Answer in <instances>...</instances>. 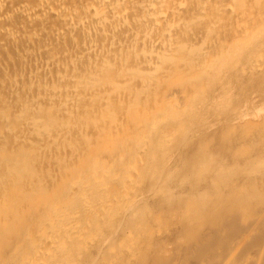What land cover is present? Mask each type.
Masks as SVG:
<instances>
[{"label": "rangeland", "instance_id": "obj_1", "mask_svg": "<svg viewBox=\"0 0 264 264\" xmlns=\"http://www.w3.org/2000/svg\"><path fill=\"white\" fill-rule=\"evenodd\" d=\"M260 1L263 9L264 0ZM234 7L242 8V1L234 0ZM136 13L131 20L123 21L120 25L123 28L130 23L140 26L143 19L138 10ZM36 21H41V18L38 17ZM70 27L73 29L67 35L73 41L82 29L75 23ZM125 30L124 33H127ZM257 31L252 34L254 37H251L248 46L259 41V35H255ZM116 32V29H111L103 35V43L94 40L88 46L91 60L85 65L86 90L85 96L79 100L73 98L76 83L73 76H66L63 60L57 66L49 65L51 59L48 55L49 59L40 57L36 66L27 68L26 77L15 82L11 76L18 62L13 53L14 45L0 40V50L4 54L0 65L5 71V77H0V93H4V87L7 90V94H0V106L10 109L16 121L15 127L0 116V131L11 127L15 133L17 128H26L23 135L19 133L24 137L15 139L16 146H10L0 135L3 141L0 140V211L5 203L8 211V219L0 222V264H11L21 251V246H30L25 240L27 231L30 228L40 229L44 218L53 211L55 202L71 192L74 184L68 178L91 171L98 164L119 165L128 160L139 145L138 136L134 138L138 133H141V141L147 136L148 149L152 151L156 147L154 141H157L158 132L166 127V119L173 116L184 124L196 122L199 127L185 138L176 136V141L166 146L169 147L168 151L172 149L168 153L176 166L168 177L158 178V181L164 182L159 189H151L150 161L147 159L141 165L139 178L130 194L146 198L144 213L142 217L139 214L138 217L114 221L117 231L110 237L107 251L103 250L95 256L96 261H102L103 256L109 253L114 258L111 264H123L122 257L128 264H264V157L257 159L260 155L257 152L262 148L264 151V57L257 64L259 62H253L250 55L245 54L246 58H242V61L247 60L246 64L229 67L225 73L218 74L215 68L222 64L223 50L190 42L182 33L175 44L159 54L158 63L148 73L146 51L142 49L140 53H135L122 48L118 41L119 33ZM67 35L62 43L71 42ZM114 44L117 47L114 48ZM39 48L37 51L29 48V55L38 54L44 46ZM258 48L264 52V44H259ZM235 49L236 44L231 42L230 51ZM121 54H128L131 62L141 61V67L120 66L118 69L114 60L107 61L103 66L92 62V57L100 56L106 60L109 57L115 59ZM138 54L140 57L135 56ZM59 67L61 70H58ZM104 70L111 72L115 78L104 77L108 72L103 73ZM138 74L145 77L143 84H136L139 81L135 75ZM53 76L57 78L56 83L63 87L62 90L56 92L51 87ZM210 76H215L213 81ZM224 77L229 82L226 87L227 101L212 107L210 97L219 90ZM39 79L46 81L43 88L34 83L29 87V82ZM102 80L105 81L103 91L95 93L94 82ZM132 83L133 89L129 92L128 87ZM41 90L44 91L41 93ZM111 97L117 98V101ZM25 100L31 104L28 110L22 106ZM138 107L144 108L147 118H154L156 126L153 130L156 131H150V121H138L131 126L133 118L126 120ZM88 109H93L90 112L94 117L92 121L87 120V114L83 113ZM122 125L125 128L118 132ZM114 130L117 133H113ZM38 135L43 140V147L28 161L24 157L31 152V142ZM105 135H109V139L103 140ZM60 141L65 143L63 147L58 146ZM191 170V182L180 183L178 177ZM101 224H104L103 218L94 214L89 225ZM119 224L123 228H119ZM137 230H141L138 239L128 243L122 241L125 231ZM109 245L112 246L110 252ZM120 246L123 251L119 250ZM83 254V261L95 255L93 249H85Z\"/></svg>", "mask_w": 264, "mask_h": 264}, {"label": "bare ground", "instance_id": "obj_2", "mask_svg": "<svg viewBox=\"0 0 264 264\" xmlns=\"http://www.w3.org/2000/svg\"><path fill=\"white\" fill-rule=\"evenodd\" d=\"M241 1L243 5L242 8H235L234 0H0V40L4 41L7 44L9 43L14 45L13 53L18 58V62H14L16 63V65L12 69L11 76L15 82L21 81L24 77H26L25 71L29 70L27 68L36 66L39 63L38 61L40 57H44L45 59L50 58L51 60L48 64L50 65L52 63L54 64V66H57L60 61L63 60V69L66 70V76H73L75 80L73 81L76 83L73 98L74 100H79L83 96H85V65L91 60L88 46L94 40L103 43V39L105 38H103V35L106 32L111 31V29H116V33H119L118 37L120 36V38L118 41L119 44L122 45V48L134 51L135 53H140L142 49L146 51L147 54L145 56V61L147 64L146 70H148V73L149 70L154 68L158 63L159 54L175 44L177 38L182 33L185 34L186 37H188L187 39H189L190 42L204 43L210 49L220 47L223 50L221 58L222 64L215 68L216 73L218 74L225 73V71H227L229 67L238 66L239 64H246L247 60L242 61V58H246L244 57L245 54L246 56L250 55L249 57H251L253 62H259L257 64H260L264 57L263 50H260L258 48L259 44H264V8L262 9L263 6L261 5L260 0ZM137 10L139 11V14H141L143 22L140 26H136L137 24L135 25L132 23H130L131 25H128V27L124 26V28L128 31L127 33H124L125 29L120 24L123 21L125 22L127 20H131L133 16L137 14ZM38 17L41 18V21H36ZM189 21L191 22L192 26H190ZM73 23H75L78 28L80 27L82 30H80V33L72 41L70 39L71 36L69 37L68 35L73 29H71L70 27ZM229 28L232 29H230L231 32L229 31ZM257 29L258 31L255 35H259V41L248 46L247 44L250 42L251 37H254L252 34ZM66 35L71 41H69V44H67L68 42H66V44L62 43L63 40L67 38L65 37ZM101 39L102 41H100ZM231 42H234L236 44L235 51H230ZM108 43L105 45H108ZM99 44L98 47L100 46ZM40 46H44L43 51L41 50L38 54L35 55H29V48H34L37 51V48H39ZM115 46L116 45L114 44V48ZM1 50L0 59H2L4 55ZM209 54L210 53H208V55ZM47 55L50 57L48 58ZM135 56L140 57V54ZM92 58L94 59V61L92 62L98 65L101 64L102 66L104 65V63L106 64L107 61L110 62L114 60L118 64L115 66V68L118 69L121 67H141L142 63L141 61L139 63L131 62L132 60L129 61L128 54H121L115 59L109 57V59L105 60V58L100 56ZM42 66H44V64ZM51 68L54 67L52 66ZM58 70H61V68L59 67ZM105 71L108 70H104L103 73ZM4 72L5 71H3V67L0 65L1 78L5 77V75L3 74ZM135 76V79L139 81H136L137 85L143 84L145 82L144 76L139 74ZM215 76H217V74ZM215 76H210L212 81V78ZM104 77L115 78V75L108 71ZM228 78L230 77L228 76ZM225 79L226 77H224V80L220 82L221 85H219V90H217L214 95L210 97L213 104L212 107L220 106L227 101L228 90L226 87L229 82ZM55 80L57 81V78H54L53 76L51 87L56 92L58 90H62L63 87L59 86ZM23 82H25V80ZM44 82L46 81L43 79H39L32 81V83L29 82L30 84L28 83V85L30 87V85L34 83V85H37V87L43 88ZM67 82L69 83V81ZM104 82V80L94 82L93 91L95 93H100L101 91H103L102 86L105 84ZM133 83L130 85V87H128L129 92L133 89ZM26 90L25 92L27 93ZM43 91L41 90L40 92L42 93ZM2 92H4L3 94H7L6 87L2 88ZM32 92L34 91L32 90ZM29 93L28 95L30 96ZM34 93L36 94V92ZM68 93L70 92L68 91ZM86 93L88 92L86 91ZM115 99L117 101V98ZM38 100L42 101V99ZM56 100L58 99H55V101ZM198 103L199 102H197V104ZM29 105L31 104H29L28 100L22 102L23 109L27 108L28 110L30 108ZM143 110L144 108L142 107L136 108V112L130 114L129 117L127 116L126 120L130 121V117L133 118V121H130L131 126H133L135 122L138 121H150V131H152L153 129H155L156 121L154 120V118H147L146 112H144ZM92 111L93 109L83 111V113L87 114V116L85 117L89 121L94 120V117L90 114V112ZM80 112L78 111V113ZM242 114L244 115V113ZM168 115L171 116V114ZM0 116L6 118L10 122V124H13V126L16 125V121L12 116V111L10 109L6 110L5 108H3V110H1L0 108ZM134 118L136 119V121H134ZM166 121V127L161 129L162 131L158 132L159 136H157V141H154L156 142V147L152 149V151L150 150L149 152V139H147V136L144 139L142 138L141 141V136H139L141 135V133H138L134 136V138L137 139L136 136H138L139 145L131 155V158H129L128 160L119 165L105 163L98 164L95 165V167L92 168L91 171L89 170L83 172L82 174H75L74 176L68 178L74 184L71 192L65 197L59 198L55 202L53 211L44 218L43 223L40 221L42 223L40 229L30 228L27 231L25 240L30 244V246H21V251H19L18 255L13 259L11 264H111L114 258L110 256L109 253H106L103 256L102 261H96L97 259L95 258L97 257L95 256L101 254V252L107 248L110 237L114 235L113 233H116L117 230H115V226L113 224L114 221H119L118 218H120V220L127 217L132 218L139 214H141L142 217L145 209L146 198H140L137 197V195L132 196V194H130L132 186L134 184L136 185L135 182L139 178L141 165L145 163L147 159L150 161L151 172L149 173V176L152 180L151 183L153 185L151 189H159L162 186V183L164 184V182L158 181V178L161 177L162 179V177H168V173L171 174L174 167L176 166L175 164V166L172 164L171 155L168 153L169 151L171 152L172 149L168 151L169 147L167 148L166 146L171 143L173 144L176 141V136L185 138L188 133L193 132V130H196L199 127L197 125L198 123L196 122H192L193 124L181 123L177 119H174V116L166 119ZM10 128L11 127L7 128L6 130L0 131V135L2 139L7 141V143H9L11 146V144H14L15 139L20 136L19 133L22 134L26 132V128L25 126L20 129L17 128L16 130H14L15 133H13V129L11 128V130ZM27 128L29 127L27 126ZM121 128L123 130L125 127L123 128V125L120 126L118 132L119 130H121ZM116 131L112 132L117 133ZM53 135L57 134H52V136ZM240 135H242V132ZM108 137L109 135H105L102 137V139L106 140ZM118 137L119 136L117 135L116 138ZM44 138H46L45 134ZM28 143L29 142H27L26 145ZM64 144L65 143L60 141L58 143V146L63 147ZM174 146L176 145L174 144ZM42 147L43 140L41 139V136L38 135L32 140L31 152H29L24 157V159L28 161L32 160L34 155H36L38 151L42 149ZM262 147H264V145ZM80 148L82 149V147ZM259 151L257 152V154L260 155L257 157V159H261L264 157L263 148L260 153ZM51 163L54 162L51 161ZM38 166L39 165H37V169ZM192 173V170L183 172L179 177L177 176L178 181L180 183H187L188 181H190V178H192ZM176 186H179V184H176ZM150 191L147 193H150ZM78 201H80V203ZM4 206H7V203L1 206V223L5 222L8 219V211ZM94 214H99L103 218L104 224L97 226L89 225ZM199 217H203V215H200ZM140 219L142 220V218ZM140 219H138L137 221H141ZM122 226L121 224H119V228H123ZM125 232V239L122 241L128 243V241L135 240L138 237L139 233H141V230L135 231L136 233L133 231ZM110 247L112 246L109 245V248ZM119 248L120 251L124 250L122 246H120ZM85 249H93L95 255L93 258L90 257V259L88 260H86L87 258H84L83 261V256H85L83 253ZM111 250L112 248H110L108 252H110ZM138 255L142 256V254ZM122 261L124 262L123 264H128L125 257H122Z\"/></svg>", "mask_w": 264, "mask_h": 264}]
</instances>
